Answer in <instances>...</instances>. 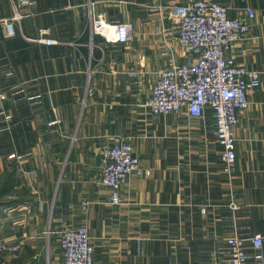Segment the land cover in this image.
Wrapping results in <instances>:
<instances>
[{
  "label": "crops",
  "instance_id": "0c3cea01",
  "mask_svg": "<svg viewBox=\"0 0 264 264\" xmlns=\"http://www.w3.org/2000/svg\"><path fill=\"white\" fill-rule=\"evenodd\" d=\"M210 1L230 16L254 11L234 56L259 72L260 85L232 127L229 175L211 109L195 118L144 106L163 67L193 60L160 10L148 7L154 0H0V239L24 242L0 264H59L66 227L87 228L93 264H229L227 237L264 236V0ZM15 13L8 35L1 20ZM97 13L111 25L131 21L132 41L92 32ZM43 28L58 42L31 40ZM120 140L151 174L130 175L123 202L112 204L97 173L102 147ZM246 256L264 264V240Z\"/></svg>",
  "mask_w": 264,
  "mask_h": 264
},
{
  "label": "built area",
  "instance_id": "2783aa9c",
  "mask_svg": "<svg viewBox=\"0 0 264 264\" xmlns=\"http://www.w3.org/2000/svg\"><path fill=\"white\" fill-rule=\"evenodd\" d=\"M148 7L160 10L175 33L176 44L185 54L192 55L193 60L172 62L163 67L144 106L155 115L177 114L185 109L189 116L195 118H202L205 109H211L215 140L221 147V171L229 175L236 160L232 127L238 121L239 112L248 106L247 93L260 85L259 72L238 63L234 56L237 42L249 32L254 11L245 7L242 14L230 16L228 6L210 0L186 3L154 0ZM19 19L20 16L15 13L1 20L8 35L14 34V23ZM90 29L107 41L128 44L133 39L131 21L111 25L102 13L90 17ZM31 40L48 45L58 42L49 36L46 28L40 29L38 37ZM128 74L144 81L141 72L134 68H130ZM5 99L6 93L0 88V106ZM150 174V169L141 165L130 142L120 140L102 147L97 179L109 189L112 204L123 202L120 189L130 175L146 177ZM229 206L234 210L239 208L233 201ZM263 240L261 233L250 237H227L229 264H247V246L259 248ZM58 242L61 248L59 264H93L94 247L85 226L61 229ZM23 244L22 240L9 243L0 239V256L19 252Z\"/></svg>",
  "mask_w": 264,
  "mask_h": 264
},
{
  "label": "rangeland",
  "instance_id": "374dc122",
  "mask_svg": "<svg viewBox=\"0 0 264 264\" xmlns=\"http://www.w3.org/2000/svg\"><path fill=\"white\" fill-rule=\"evenodd\" d=\"M180 48V47H179ZM181 49V48H180ZM182 50V49H181Z\"/></svg>",
  "mask_w": 264,
  "mask_h": 264
}]
</instances>
